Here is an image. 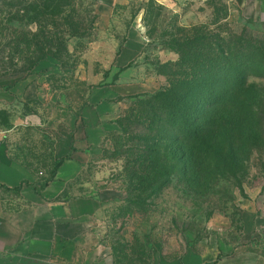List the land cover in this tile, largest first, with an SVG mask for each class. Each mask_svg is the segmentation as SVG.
Instances as JSON below:
<instances>
[{"label": "rangeland", "instance_id": "obj_1", "mask_svg": "<svg viewBox=\"0 0 264 264\" xmlns=\"http://www.w3.org/2000/svg\"><path fill=\"white\" fill-rule=\"evenodd\" d=\"M91 3L76 0L75 10L82 14L92 8L96 20L86 38L69 41L62 60L48 57L28 74L0 77L20 79L22 84L0 88V145H8L12 157L36 173L53 171L58 135L73 124L74 117L68 116L79 118L96 92L142 84L149 90L145 94L152 95L168 87L159 68L178 59L166 45L172 37L195 27L238 32L249 28L264 35L258 26L234 16L228 0H97L92 7ZM24 30L35 32L30 27ZM13 36L11 26L0 19V74L15 68L9 45ZM133 40L143 44L142 50L126 66L122 56L129 44L137 46ZM251 83L264 96V80ZM135 102H120L117 125L109 129L96 159L75 154L69 160L77 168L84 166L77 179L90 185L77 186V193L94 195L104 203L100 221L105 254L115 264H152L155 253L175 260L192 250L237 246L248 220L254 221L257 242L263 245L264 142L250 149L238 179L219 180L208 191L175 180L140 207L125 178L127 138L119 126L122 119H140V112L133 111ZM114 119L108 116L105 121ZM260 119L264 125V114Z\"/></svg>", "mask_w": 264, "mask_h": 264}, {"label": "trees", "instance_id": "obj_2", "mask_svg": "<svg viewBox=\"0 0 264 264\" xmlns=\"http://www.w3.org/2000/svg\"><path fill=\"white\" fill-rule=\"evenodd\" d=\"M75 2L0 0L15 67L0 77L28 74L48 57L62 60L71 39L86 38L96 15L92 8L78 13ZM166 45L178 56L159 68L168 87L118 100H135L140 112L137 121L118 124L127 138L125 178L144 208L175 180L208 191L219 180L238 179L250 149L264 142V96L251 83L264 80V35L195 27Z\"/></svg>", "mask_w": 264, "mask_h": 264}, {"label": "crops", "instance_id": "obj_3", "mask_svg": "<svg viewBox=\"0 0 264 264\" xmlns=\"http://www.w3.org/2000/svg\"><path fill=\"white\" fill-rule=\"evenodd\" d=\"M228 3L234 16L264 30V0H228ZM133 43L137 46L129 44L122 56L126 66L142 50L139 40ZM19 82L20 79L4 78L0 80V88H20ZM103 91L90 97L79 118L68 116L74 117L73 124L58 135L54 159L62 165L52 181V172L36 173L14 159L8 145H0V264H115L102 245L100 215L104 203L94 195L77 193V186L90 185L77 179L84 166L77 168L69 160L75 154L96 159L109 129L117 125L118 100L149 90L142 84H129ZM108 116L115 119L105 121ZM257 241L256 225L248 220L237 246L192 250L175 260H166L155 253L152 264H264V244Z\"/></svg>", "mask_w": 264, "mask_h": 264}]
</instances>
